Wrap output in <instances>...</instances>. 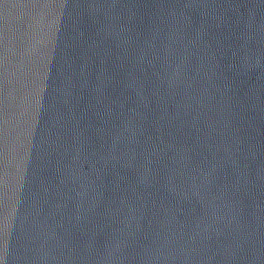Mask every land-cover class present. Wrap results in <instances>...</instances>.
Listing matches in <instances>:
<instances>
[{
    "label": "water",
    "instance_id": "95a60500",
    "mask_svg": "<svg viewBox=\"0 0 264 264\" xmlns=\"http://www.w3.org/2000/svg\"><path fill=\"white\" fill-rule=\"evenodd\" d=\"M166 36L176 74L161 103L159 63L131 41ZM173 117L206 175L181 185L188 152L172 145L167 193L150 197L156 214L129 211L123 239L139 259L128 264H264V0H0V264L102 246L103 215L92 218L104 226L95 245L79 227L90 222L89 181L104 185L100 213L150 183L135 141Z\"/></svg>",
    "mask_w": 264,
    "mask_h": 264
},
{
    "label": "clouds",
    "instance_id": "9594fccd",
    "mask_svg": "<svg viewBox=\"0 0 264 264\" xmlns=\"http://www.w3.org/2000/svg\"><path fill=\"white\" fill-rule=\"evenodd\" d=\"M131 41V37H129ZM166 38L161 41L160 45H157L155 40L145 43H139L131 41L136 45V51L149 66L155 68L157 62L159 63V70L155 72L157 77L156 89L159 93V101L163 103L165 97L169 93V80L170 77L176 73L174 68L176 66V57L170 52V45L166 42ZM146 45V46H145ZM123 136V133H121ZM126 150L132 151L129 147L127 137L122 140ZM141 146L139 156L142 158L141 163L138 166L139 172L144 173L146 168L150 166L151 182L139 183L132 188H125L120 190L119 195H114L109 204L106 205V210L100 213L98 209L103 202V183L97 184L96 181H89L93 187L95 195L92 198L90 206L84 208L90 218L89 223H82L79 227L85 228L87 226V234L90 235L92 244L97 231H103V225L97 224L92 218L103 215L108 222L107 226L111 228L110 233L107 234L105 243L102 246L95 245L94 250L91 253H85L77 255L75 257H65L64 255H58L53 257L54 264H72L73 259L76 264H128L132 259H139V257H133L129 252L131 245L123 239L124 228L127 226L128 214L130 210H136L141 215L148 213L155 215L157 212L156 202L150 199L154 192L167 193V180H168V165L174 162L175 150L172 145L186 146L187 157V172H181L177 175V180L181 185H191L194 181L200 177L205 176V173H200L199 176L196 173L203 167V157L199 149L193 144L192 137L189 135L186 129H183L178 120L175 117L171 118L164 130L155 138L149 137L146 140H137L135 145ZM115 147V146H114ZM134 150L133 156H136ZM7 161L5 159V176L4 184L7 186ZM158 175L163 176L164 183H161L156 179ZM97 179H100L97 176ZM209 193L212 192V186L209 184L207 189ZM191 203V201H189ZM83 207L82 201L77 200L74 203V211H79ZM109 210H114L112 215L109 214ZM174 210L177 215H184L185 209L182 206V202H178L174 206ZM7 214V209H6ZM115 225V227H112ZM79 230V228H77ZM7 264V262H5Z\"/></svg>",
    "mask_w": 264,
    "mask_h": 264
}]
</instances>
